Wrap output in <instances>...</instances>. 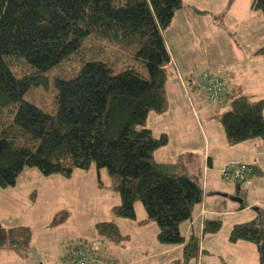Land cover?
I'll return each mask as SVG.
<instances>
[{
    "label": "trees",
    "instance_id": "trees-1",
    "mask_svg": "<svg viewBox=\"0 0 264 264\" xmlns=\"http://www.w3.org/2000/svg\"><path fill=\"white\" fill-rule=\"evenodd\" d=\"M182 7V0H0V117L8 111L0 132V189L14 188L27 168L66 179L74 170H105L120 199L113 208L115 217L136 220L135 206L140 203L146 221L158 228L159 244L183 246L186 263L197 258L198 237L185 240L180 227L193 220L203 199V183L177 165L155 162V152L168 138H154L146 128L150 113L167 109L166 68L172 63L163 32ZM250 9L264 19V0H253ZM91 39L124 50L136 67L116 72L114 64L93 55L80 61L72 78L52 80L53 113L25 99L31 89L48 85L50 72L85 53ZM256 55H264V43ZM18 63L27 71L16 73L13 67ZM203 76L223 84L220 99H206L209 105L223 106L225 84L218 77ZM227 106L219 120L228 145L264 140V100L240 96L230 98ZM225 167L244 169L243 178L228 182L241 184L253 173L264 176L246 165ZM96 228L100 237L115 243L128 239L114 222ZM221 228V220H206L201 235L217 234ZM29 240L27 229L0 224V250L23 248ZM239 241L254 245L258 264H264V212L232 227L228 242ZM68 252V264H113L105 255L80 246Z\"/></svg>",
    "mask_w": 264,
    "mask_h": 264
},
{
    "label": "rangeland",
    "instance_id": "rangeland-1",
    "mask_svg": "<svg viewBox=\"0 0 264 264\" xmlns=\"http://www.w3.org/2000/svg\"><path fill=\"white\" fill-rule=\"evenodd\" d=\"M186 1L191 9L185 11L188 18L195 15L191 4L201 6L208 13L205 18L196 19L194 16V20L183 21V26L178 30V33L173 32L174 41L171 44L177 49H182V57L186 63L191 65L193 68L191 73L195 76L206 68L203 73L218 77L208 69V60L220 55L221 61L227 64L234 59L233 42H237L236 35H233L235 37H232V40L225 37L232 30L230 26L234 22V16L246 11L253 0ZM232 4L234 12L228 16L226 10ZM197 12L201 11L197 10ZM257 15L256 20L254 19L257 22L256 30L258 32L256 35L262 37L264 36V23L261 24L259 20H262L263 17L260 13ZM206 22L208 24L204 25L203 33L194 36L191 29L194 31L198 25L201 27L200 24ZM213 23L219 28L223 27L226 32L225 37L222 34L223 38L213 40L214 50H211L212 45L209 40L214 34ZM177 24H180V21H177ZM219 32L222 33L221 30ZM186 37L192 38L190 44L185 41ZM185 44L189 45L190 50L188 48V51H185ZM237 44L239 43L237 42ZM85 49V53H79L78 56L63 63L60 68L50 72L47 75L48 85L31 89L25 95V99L40 109L53 113L55 105L52 80L55 77L72 78L79 69L80 61L92 58L93 55H95V59L114 64L116 72L136 67L130 61L127 52L107 42L91 39L86 42ZM13 70L16 73L27 71L20 63L14 65ZM186 89L189 91L190 86L185 87V91ZM183 93L182 91L179 95L183 106L188 109V99ZM204 94L202 96L207 102L206 94L205 96ZM174 95L176 96L177 92ZM171 109L170 113L175 110V108ZM7 118L8 111H3L0 117V132L2 131L1 124H5ZM168 118H174V114L172 113ZM185 123L193 128V133L188 135L186 131L180 130L182 140L178 145L184 146L187 139L190 138V145L199 148L201 145L200 136L197 134L195 122L192 123V120L187 119V111ZM211 126L213 129L218 127L217 123H212ZM179 127L180 125H175L170 130L175 132ZM175 134L178 135V132ZM171 153L165 149L158 155L161 158H170ZM119 204V195L113 190V182L105 170L97 171L94 167L88 171L74 170L72 176L66 179L59 175L45 177L36 169H25L14 188L0 189V224L5 229L18 227L27 229L30 240L23 248L0 250V264H68L67 261L70 258L65 255H69V248L75 246L93 251L96 255H105L107 259L113 261V264H196L193 259L187 263L184 262L181 250L180 252L167 253L166 247L168 246L156 241L155 230H158L156 224L149 222L150 224L143 227L139 226L141 218H146L140 203H136L135 206L136 221L115 217L113 208ZM65 213L67 215L64 217ZM57 218L59 221L53 224ZM104 222H114L120 235L128 238L127 241L115 243L100 237L96 225ZM225 233L223 230L220 231L218 237H221L222 234L225 236ZM201 241L200 237V244ZM220 259L216 253L209 254L204 256L202 263L206 260L207 264H221L222 260ZM70 264L75 263L71 262Z\"/></svg>",
    "mask_w": 264,
    "mask_h": 264
},
{
    "label": "crops",
    "instance_id": "crops-1",
    "mask_svg": "<svg viewBox=\"0 0 264 264\" xmlns=\"http://www.w3.org/2000/svg\"><path fill=\"white\" fill-rule=\"evenodd\" d=\"M182 5L183 7L175 13L169 28L163 32L171 63L175 65V68L172 64L166 68L168 72L167 109L162 114L150 113L146 122V128L151 131L154 138H159L161 135H166L168 138L167 145L155 152L154 160L157 163L177 165L182 173L203 183V199L201 204L194 209L193 220L183 223L180 227L185 240H188L191 235L198 237V240L200 237L202 238L201 244L199 243V254L197 258L193 259V262L207 264L206 260L202 263L204 256L216 253L218 259L220 257L222 260L221 264H258L259 255L254 245L242 241L231 244L228 242V235L234 225L255 219L258 211L264 212V176H256L253 173L245 182L237 184L223 181L221 172L226 165L237 164L246 165L251 168V171L259 170L264 175V140L255 139L230 146L219 120L229 110L227 102L230 98L244 96L254 102L264 100V55H256V51L264 43V36L256 35L258 31L255 18L258 15L248 7L242 14L234 16V22L230 26L232 30L226 37L224 28H219L213 23L214 34L209 40L212 45L211 50H214L213 40L223 38L222 34L228 40H232V37H235L233 35H236V41L239 43L233 42L234 59L230 63L222 62L220 55L208 60V69L218 75L225 84V104L216 107L205 102L199 87L200 77L203 74L210 75L206 72L203 73L206 68L195 76L191 73L193 69L191 65L186 63L182 57V49H177L171 44L174 41L173 32L178 33V30L183 26V21L194 20V16L196 19L205 18L208 13L201 6L191 4L195 15L188 18L185 11L191 10L190 5L186 0H182ZM233 8V4L227 7L228 16L233 14ZM197 10L201 12H197ZM177 21H180V24H177ZM259 22L264 23L263 19ZM206 24L208 22L200 24L201 27L198 25L194 31L191 29L192 34L196 36L203 33V27ZM220 30L222 33L219 32ZM185 41L190 44L192 38L186 37ZM185 45V51H188V48L190 50L189 45ZM188 86H190L189 91L188 89L185 91V87ZM182 91L188 99V109L182 104L179 95ZM171 108H175L172 111L174 118L169 119L168 116L172 114L170 113ZM186 111L187 119L196 124L197 134L201 140L199 148L190 145V138L187 139L184 146L178 145L182 140L180 130L186 131L188 135L193 133V128L185 123ZM212 123H217L218 127L213 129ZM175 125H180L179 129L175 131L178 132V135L170 130ZM165 149L172 152L170 158H161L158 155ZM141 219L139 226L150 224L146 218ZM206 220H221L220 231L223 230L226 235L222 234L221 237H218L220 231L217 234L201 235L202 226ZM157 232L156 229L155 237ZM166 248L167 253L180 252L183 246H168Z\"/></svg>",
    "mask_w": 264,
    "mask_h": 264
},
{
    "label": "built area",
    "instance_id": "built-area-1",
    "mask_svg": "<svg viewBox=\"0 0 264 264\" xmlns=\"http://www.w3.org/2000/svg\"><path fill=\"white\" fill-rule=\"evenodd\" d=\"M199 85L200 88L203 90V92L206 94L207 100H210L211 102L217 101L224 94L223 84L215 78L209 76H203L199 80ZM221 175L223 179L226 181L236 182L241 177L243 178L244 169L237 168L236 170L232 171V169L225 167L222 170Z\"/></svg>",
    "mask_w": 264,
    "mask_h": 264
}]
</instances>
